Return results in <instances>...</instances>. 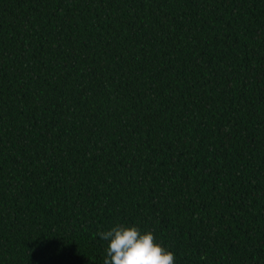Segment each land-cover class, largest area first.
Listing matches in <instances>:
<instances>
[{"label": "trees", "instance_id": "obj_1", "mask_svg": "<svg viewBox=\"0 0 264 264\" xmlns=\"http://www.w3.org/2000/svg\"><path fill=\"white\" fill-rule=\"evenodd\" d=\"M117 223L264 264V0H0V264Z\"/></svg>", "mask_w": 264, "mask_h": 264}, {"label": "clouds", "instance_id": "obj_2", "mask_svg": "<svg viewBox=\"0 0 264 264\" xmlns=\"http://www.w3.org/2000/svg\"><path fill=\"white\" fill-rule=\"evenodd\" d=\"M98 235L107 242L104 264H175L174 253L135 224L117 223Z\"/></svg>", "mask_w": 264, "mask_h": 264}]
</instances>
